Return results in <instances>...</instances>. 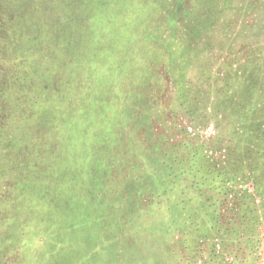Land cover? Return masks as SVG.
Listing matches in <instances>:
<instances>
[{
	"label": "rangeland",
	"instance_id": "obj_1",
	"mask_svg": "<svg viewBox=\"0 0 264 264\" xmlns=\"http://www.w3.org/2000/svg\"><path fill=\"white\" fill-rule=\"evenodd\" d=\"M41 1L51 12L53 21H60V9L72 7L76 10L77 19L88 23L89 31L95 33L93 38L92 35L88 37V41L89 44L93 42L96 45L97 60H106L107 55H110L109 59L117 56L120 51L117 30L125 29L128 34L125 39L135 42L136 49L130 51L137 53L140 45L151 44L152 51L148 59L156 64L149 67L145 62L139 64L135 60L132 69L140 76L153 75V79L148 85L145 82L135 89L133 87L132 90L138 91L132 93L139 96H144L145 92L158 93L156 98L151 99L153 105L149 104L150 108L140 109V115L134 111L133 115L129 114V119L138 124L141 118L147 120L142 128L134 130L136 141L141 137V142L148 150L162 149L165 156L166 153L182 156L185 158L184 165L190 166L188 158L193 156L191 146L197 147L200 152L197 159L200 160L195 161L194 168L197 169L198 176L193 177L195 172L191 169L192 173L186 172L176 178V186H182L184 182L185 185H199L211 180L220 183L224 175L219 176V170L229 168L244 159L248 168L244 170L249 177L245 182L241 181V184L256 194L252 204H249L252 207L247 206L249 211L245 221H240L241 226L233 228L241 235V238L234 240L233 232L224 233L216 223V220L224 222L227 227L226 219L233 221L229 208L234 205L229 200L221 203L215 189H206L203 195H188L185 198H180L177 190H173V198L181 205L170 211V215L165 206L157 205L156 198H153L152 204H146L148 196L140 204L133 202L132 198L125 201L128 199V190L125 187L128 177L122 171L124 166L118 157L115 163L118 173L113 171V175L107 176L106 180L102 176V193L97 200L87 195L90 194L86 190L90 186V179L65 183L70 190L67 189L69 196L66 195L69 207L77 209L78 217H73L79 218L78 222L85 218V227L84 230H58L61 232L59 241L66 257L49 258V262L43 260L42 256L50 248L57 249L58 244L47 239L39 240L47 237H40L42 231L37 230L58 227L52 219L56 214L47 215L52 220L49 224L46 220L39 222L36 215L31 218L27 214L30 203L26 202V197L40 196L41 204L45 201L43 205L53 207L57 203L53 196H57L58 191L54 193L55 190H52L51 193L41 189L38 191V188L31 191V187L37 183L31 179V182H26L24 174L21 177L16 174L14 162L23 163L25 148L21 150L20 135L16 139L14 135L18 133V129L19 132L22 131V125L14 131L13 127L6 125V119L12 120V117H7L4 121L5 138H0V226L4 225V230L0 227V264H224L225 261L213 258L212 254V243L220 242L221 236L226 241H231L230 245L234 250L233 255L226 252L228 264H264V0H186L187 4L178 11L174 20H169L167 15L176 0H117L111 7L112 12L108 19L112 22L111 25L117 27L108 26L110 29L103 28L97 21L96 27L92 26L93 21L86 20L87 13L80 8L85 0ZM133 1L139 5L134 6ZM10 4H23L25 7L27 0H0V94L5 91L11 100L16 95L15 89L25 81L22 72L13 73V63L10 62L17 49L20 51L16 55L23 57L25 45L16 44L15 41L22 28L24 31L25 28L22 27L16 34L11 32L14 22L9 12ZM39 4L40 1L36 5ZM37 11L39 13V9ZM33 13L37 17L36 12ZM68 13L66 12L68 16L62 14L61 19L69 20ZM68 20L63 23L68 25ZM77 23L78 21L74 23L75 28ZM184 29L186 35H183ZM47 38L44 35V43H50L51 39ZM94 38L96 41H93ZM187 41L194 43L191 51L185 49ZM30 50L33 51L34 58L42 55L44 51L49 52L45 45ZM169 52H177L180 61H185L181 65L182 70L176 66V59ZM86 62L93 73L90 82L103 84L100 81L103 73L107 76L106 86L116 92L107 64L101 66L97 61ZM78 66V72L81 71L79 74L84 78L85 69L88 67L84 68L80 64ZM181 72L186 77L181 78ZM14 78L18 81L15 86L12 85ZM90 79L86 78V82ZM86 82L82 81V84ZM151 88L154 90L148 91ZM181 88L187 90L180 91ZM127 94L131 98L129 91ZM221 94L224 95L225 102H244L248 107L251 120L242 149L230 140L235 134L240 138L242 133L236 129L235 117L230 112H225L224 119L217 121L219 106L224 104ZM108 108L113 109L114 105L110 104ZM149 126L154 129L157 138L149 134ZM145 130L150 140L144 138ZM42 133L34 132L33 139L37 140L36 148L45 152L52 148V138L45 141L40 137ZM158 134L168 137L170 141L160 138ZM186 139L188 141L185 143L181 142ZM242 154H245V158ZM124 159L125 162L128 160L129 163H134L140 175L149 169L148 163L159 169L163 160L161 155L152 158L150 154L142 151L138 152V156L133 153L124 155ZM40 170L37 168L35 171L42 172ZM202 173L211 177L203 180L204 178H200ZM42 183L43 181L41 185ZM140 183L147 188L144 193L147 195L150 194V188H155L157 180L151 179L149 174ZM28 184L31 187L25 191L23 187ZM87 199L91 200L90 210ZM108 199L109 204L106 202ZM240 201L234 200V204H241ZM256 204L257 209L262 211V224L258 229V249L253 252L251 244L245 241L247 232L255 230L253 226L256 213L251 208L256 207ZM139 209L142 211L139 212ZM189 212L194 214L188 215ZM220 212L224 215L222 219ZM99 213L105 216L101 221L97 220L98 216L103 217ZM83 224L75 226L78 228V225ZM66 225L64 220L63 226ZM36 231L37 236L33 235ZM204 237L206 238L202 239ZM175 238H179V242H173ZM217 247L221 248V245L218 244Z\"/></svg>",
	"mask_w": 264,
	"mask_h": 264
},
{
	"label": "trees",
	"instance_id": "obj_2",
	"mask_svg": "<svg viewBox=\"0 0 264 264\" xmlns=\"http://www.w3.org/2000/svg\"><path fill=\"white\" fill-rule=\"evenodd\" d=\"M34 1L35 0H27L25 7L23 4H20V6L10 4L9 7V12L14 22L13 31L11 30V32L16 34L22 27L25 28V31L22 28L19 37L15 41L16 44L25 45L23 46L25 47V50L22 52L24 53L23 57L19 58L16 55L17 52L20 51L17 49L12 54L14 58L12 56L10 58V62L13 63V73L22 72L25 81L19 85L20 88L18 87L15 89L16 95H14L15 97L13 99L10 100L5 91L0 94V138H5L4 130L6 125H9L10 128L13 127V130L16 131L21 124L22 131L19 132L18 129V133L14 135V139L20 135L22 141L21 150L25 148L23 151L24 166L23 163L16 164V162H14V170L20 177L21 174H24L26 182L33 181L37 183L32 186L34 188L28 184L24 186L23 189L27 191L31 187V191H33L32 189L38 188V191L41 189L50 192L55 190L54 193L57 191L59 192H57V196H53L55 203L57 202L53 207L51 205L48 207L47 204L43 205L45 201L41 204L42 199L40 196L37 197L32 195L26 197V202L30 203L27 207V212L29 211L27 214H30L31 218L36 215L39 222H44V220H46V223L49 224L52 220H49L50 217L47 215L56 214L52 219L54 223L59 225L52 230H37L42 231L40 232V237L45 235L47 237L39 240L44 241L47 239L50 242L56 241L58 244L57 249L53 250L50 248L43 254V260L46 259L49 261V258L56 259L59 257L63 258V256L66 257L63 253L61 241H59V233L61 232L58 230H84L85 227V218L80 222H78L79 218L74 219V217H78L77 209L73 210V207H69V199L66 195L69 194L70 190L65 183L81 181L84 180L83 178L90 179L91 182L85 180V182L90 183V186L88 185V189L86 190L91 195H87L97 200L99 199L98 197H100V193H102V176L103 180H106L107 176L110 174L111 176L113 175V171H115L116 174L118 173L115 169V163L118 161V157L124 166V170L122 168V171L128 177L125 183V187L128 190V199L124 198L125 201H130L132 198L131 200L133 202L140 204L142 199L148 196V202L146 204H152L153 198H156L157 201H155L157 205L165 206V208L169 210L165 209L166 212H169L170 215V211L181 205L179 201L173 198L174 196L171 194L174 192L173 190H177L180 198H185V196L188 195H203L206 189L207 191L215 189L221 203L229 200L234 205L229 208L233 221L226 219V227L224 222L216 220L218 228L222 229L224 233L233 232L234 240L241 238V235L238 234L236 230H233V228L241 226L240 221H245L249 211L247 206L252 207L249 204H252L251 201L256 194V192H252L250 188L241 184L249 177V174L244 170V168H247L244 159L238 164L235 162V164H232L229 168H222L219 170V176L224 175L220 183L212 180L206 183L203 180L211 176L202 173L200 178H204L203 180L201 179V181L205 183L199 185H185L184 182L182 186H176V178L183 173H192L193 170L195 172L193 177L198 176V171L194 168L196 165L195 161L200 160V158L197 159V155L200 156L197 147L195 148L194 145L191 146L193 156L188 158V163L190 164V166H188L183 164L185 158L182 156L178 157L177 155H170L169 153H166L165 156L162 149H159V151L155 149L148 150L149 148L147 149L143 142H141V137L136 141V136L133 134L134 130L139 127L142 128L147 120L141 118V122L138 124V122H133V120L129 119V114L133 115V112L136 111V113L140 115V109H146V107L150 108L148 105H153L151 99L156 98L158 92L155 94L145 92L144 96L137 95L136 93L138 90H132L133 87L135 89L141 83L145 82V85H148L147 83L153 79V75H149L148 77L135 74L132 66L135 60H137L139 64L142 61L143 64L145 62V65L149 67H151L150 65L156 64L148 59L152 51L150 47L151 44L144 43L140 45L137 53L130 51L136 49L135 42L125 39L128 35L125 29L117 30L118 33L116 36L119 37L118 43H120L118 46L120 50L119 53L113 59H109L110 55H107L108 57L106 56V60H97V52H95L96 45H94L93 42L89 44L88 41V37L92 35L93 38L95 33L89 31V28H87L88 23L86 24L77 19L78 15L75 9L72 7H67L68 9L65 8V10L60 9V21H53L51 12L43 5L42 1ZM39 1L40 4L37 6L36 4ZM115 1L117 0H85L80 8L86 11L88 16V18L86 16V20H88V22L91 20L93 21L92 26L96 27L95 22L97 21L103 28L110 29V26L113 28L117 27L111 25L112 22L108 21L110 12H112L111 7L114 6L113 4ZM33 2L36 4H33ZM132 3L134 6L139 5V3L135 1ZM186 4V0H176V4L167 15L170 18L169 20H174L176 17L175 15ZM66 6L67 5H65V7ZM37 9H39V13ZM33 12H36L37 17H35ZM66 12H69L68 14L70 15V19H66L68 20V25L63 23L66 20L61 19V15L66 14ZM77 21L78 31L76 30L77 28L74 27V23ZM56 23H59L58 27L54 28ZM190 29L192 28L190 27ZM190 29L188 30L192 33ZM110 31L113 32V30ZM183 33V35H186L185 29ZM43 34L45 38L48 37L47 39H51L50 43H44ZM93 41H96V38H94ZM160 43H162L163 46V42L160 41ZM43 45H45V48H48L49 52L44 51L42 55L34 58L33 51L31 52L30 49H35V47L42 48ZM193 46L194 43L192 41H187L185 49L191 51ZM168 54L176 59V66L182 70L181 65L185 61H180V58L177 57V52H169ZM86 61H97L101 66L107 64L116 92L106 86L107 76H104L103 73L101 74L102 78L100 80L103 84H93L90 82L93 73ZM17 64L20 66H16ZM79 64L84 66V68L88 67L85 69L84 73L85 80L79 74L81 71L78 72ZM129 66L131 68H129ZM179 76L181 78L186 77L183 72H181ZM146 77H148V79ZM86 78L90 80L86 82ZM15 79L16 78L12 80V85L14 86L15 82H18ZM82 81L86 82L87 86L86 84H82ZM184 89L186 88H181L180 91H184ZM152 90L154 89L151 88L148 91ZM128 91L131 98H129L127 94ZM13 92L12 90V95ZM223 97L224 95L221 94V99L224 104L219 106V113L216 115L219 116L217 121L220 122L224 119L225 112H230V114L235 117L234 122L237 126L236 129L238 132H242L240 134L241 139L235 134L230 140L234 141V143L239 145L242 149L248 133V124L251 120V116L248 115V107L244 102L242 104L225 102ZM110 104L114 105L113 109L108 108ZM216 116L215 120L217 119ZM7 117H12V120L6 119ZM5 119L7 121L6 125L4 124ZM148 120L150 121V118ZM231 123H233V121ZM149 129V134L155 137L154 129L151 126H149ZM34 132L37 134L38 132H43L40 137L45 141L52 138V148L45 152L38 150L35 146L37 140L33 139ZM158 136L166 140L169 139L160 134H158ZM144 138L150 140L146 130ZM186 141H188V139L181 142L185 143ZM139 151L150 154L152 158L161 155L163 160L160 168H153V166L148 163L149 169L143 171L142 175L138 174L137 167H134L135 164L129 163L128 160L125 162L124 155L133 153L138 156ZM242 155L245 158V154ZM16 156L18 157L19 153ZM207 164L210 166V163ZM37 168L41 169L40 171L42 172H36L35 170ZM149 174L151 179L157 180V184L154 185L155 188H150V194L146 195L144 193L147 188L143 187V183H140V181H142V179L146 180ZM42 181L43 183L41 185ZM59 181H61V184H59ZM239 183L241 186H239ZM39 184L41 186H39ZM35 194H37V191ZM169 196L172 197L170 198ZM180 198L178 200H180ZM87 200L88 210H90L89 203L91 200ZM234 200L235 202L242 200L240 201L242 203L234 204ZM106 202L109 204L110 200L108 199ZM257 205L258 204H256V207L251 208L252 211L256 213L253 226L255 230L247 232L248 237L247 241H245V243L251 244L250 246L253 247V252H256L258 249V246L256 248V245L259 243L260 230L258 229H260L262 224V211L257 209ZM141 211L142 210L139 209V212ZM100 214L103 215V217L98 216L97 220L99 221L105 217L102 213L98 215ZM190 214L194 213L189 212L188 215ZM222 216L224 215L221 213L220 219H222ZM64 220L66 221V226H63ZM75 224L83 225H78V228H76ZM0 227H3L2 229L4 230V225ZM37 231L33 235L37 236ZM225 235L226 234H224V236ZM205 238L206 237L202 239ZM173 242H179V238L173 240ZM230 242L231 241H228V239L226 241V238L223 236H221L220 242L213 241V258L220 259L221 261H225L224 264H228L226 252L232 255L234 253ZM39 243L41 244V242ZM218 244L221 245V248L217 247Z\"/></svg>",
	"mask_w": 264,
	"mask_h": 264
}]
</instances>
